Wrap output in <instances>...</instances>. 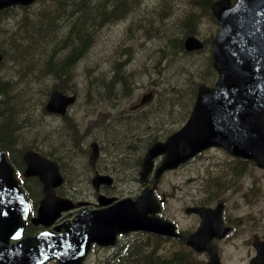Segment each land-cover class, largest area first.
Returning <instances> with one entry per match:
<instances>
[{
    "label": "rangeland",
    "instance_id": "1",
    "mask_svg": "<svg viewBox=\"0 0 264 264\" xmlns=\"http://www.w3.org/2000/svg\"><path fill=\"white\" fill-rule=\"evenodd\" d=\"M49 1L50 0H45L46 4L41 7V10L46 8ZM135 1L136 6L129 14L128 19H123L119 22L102 26L98 30L96 37L89 31H87L86 34L82 33L83 37L81 39H85V41H80L77 39L78 37H76V33L70 32L71 28L75 25L74 22L76 18L81 17L86 27L91 23H97L99 18L92 13V4L87 2L82 3V7H86L83 13H80V11H78L79 9H74L71 10L67 16H57L56 19L63 17L62 21L66 22V28L64 29L60 26H56L55 29L60 27V32L57 31L53 34L55 39L50 41V43H47L44 46L35 45L33 46V50H28L25 54L22 49L15 45L16 41L11 39L12 43H9L7 48L14 49L8 54L7 60L1 64L2 66L0 65V78L2 80L10 79L12 82L15 81V91L20 92L18 109L23 110V113H19L18 117H15L16 125L19 127L17 135L20 136L21 140L39 139L41 141L40 143L45 145L40 146L44 151H47V147L53 146L55 142V145L58 148L57 151L54 152V155L60 159L66 173L71 176L70 185H73V191L78 193L87 189V184L81 182L85 176V165H82V160L79 159L82 152L78 151L75 155L70 149L76 145V148L79 149L78 145L81 144V140L77 137L74 140L70 139L71 142L70 144L68 143L69 145L60 146L58 143L60 131L57 127L63 125L61 119L58 117L48 118L47 116L43 119L42 117L41 105L42 101H45L44 91L50 87L51 83L54 81L53 79H49L45 71L44 73L40 71V68L44 66V63H46L47 60H49V63L59 64L63 61L64 55L69 52L72 47H86L85 54L77 62L72 64L69 70L71 75L69 83L71 85L75 80L80 83L77 88L82 100H79L78 103L73 106L72 110L68 111V114L74 117H79L80 119L89 117L86 116V114H88L86 110V100H83L85 98V87L82 84L86 74L87 78L93 85L98 88L106 89L101 95L90 91L88 97L96 98L93 100L92 105L98 107V112L101 110L107 111L108 115H111L110 117H112L117 113L113 114V110L110 108L111 106H115L116 111H118L117 108H123L126 112L131 105L138 101L141 95L147 93L150 89L156 91L157 97V91H161L160 85L166 86L167 89L162 96L163 98H178L181 106L186 105L189 101L188 96L190 92V83L186 78L187 74L194 69L201 71L204 66L207 67V50L200 53L184 55L180 52L179 46L173 44L174 41L181 37V34L184 31L183 22L189 15L185 16L184 21L181 19V16L189 11H198V6L193 5L191 0ZM41 5L42 4L39 3L32 5L30 8H16L13 11L0 15V47H4L6 40L15 35L12 32L17 31V37H21V35L24 34L25 28L23 26H20L21 28L19 27L18 29L21 17L22 19H24L26 15L32 17L36 8ZM154 5H157V13H154L153 11L155 7ZM127 6H134V2H129ZM166 18H170L169 22L171 21L167 28L163 23ZM203 20L206 21V17H203ZM141 26L149 27V29L144 32H139ZM196 27L200 29L199 33L203 38H208L211 34L209 31V25L206 23L203 24L198 22ZM1 30L5 32H1ZM52 50L57 51L56 59L49 57L48 55ZM22 55L24 56L18 61L12 60V58H19ZM117 58H119L118 60H127L128 66L126 69L128 72H135L134 75H131L128 78L126 72L119 65L110 66L113 60ZM38 59H40L41 62H33V60ZM115 68L117 73H119L118 77L120 76L123 81H118L116 79L117 76L113 73ZM163 68H166L163 71V77L165 80H161L157 85L153 84L151 81V73L159 74V71ZM139 71H141V73L138 74L137 72ZM76 74H78V77ZM130 81L132 90L130 94L126 95L119 102V104L117 103V100L111 99V93L107 96L108 90H114V88L118 86L117 93L114 95L120 96L121 99L123 90L128 89L126 84H129ZM121 84H124L123 87L119 86ZM67 89L70 91L69 94H73L72 85ZM162 97L159 98V100H156L155 107L151 108L150 112L148 110L145 111V123L133 128L134 131H137L140 134L139 136H146L151 132L164 134L165 132L163 130L167 129L169 131L181 122L182 117L178 113H169L166 111L165 105L158 103L166 101L163 100ZM27 114H31V118L34 120L33 122L39 124V129L45 136L43 140L35 133V135L32 134L33 129L30 130L26 126L27 123L23 124L21 121V117ZM143 117L144 113L143 111H140L133 113L130 119L141 121ZM91 118H95V112L92 114ZM109 123L113 125V128L107 127L105 129V123L103 125L104 128L96 132L101 135V141L107 148L110 147V142L114 139L112 129L117 126L115 116L112 121L108 122V124ZM147 123L150 124L151 129H145ZM49 125H53V129L49 128ZM33 126H35L34 123ZM98 127L99 125L96 123L95 129ZM54 129L55 132L51 135L50 130ZM133 130L129 129L125 132V129L121 128L117 138L121 139L123 135L121 133L131 136ZM86 131L87 133L90 132L89 135H92L91 128L87 127ZM80 133H82V131ZM132 139H134V137ZM110 149L112 152L114 151V147H110ZM227 162H230V158L227 154L210 151L203 154L192 163L190 162L189 165L183 169L164 176L161 184L162 188L175 183L179 184L181 182L186 185L175 189V197L167 202L162 216L175 221L181 230L194 229L197 223L196 218L185 215L183 209L186 205H193L194 201L197 200V197L201 195L204 187L207 186L211 177L220 175L221 180L224 182L227 181L229 178L228 172L232 166L231 163ZM208 165L214 166L212 171L205 175L206 178L197 179L196 181L194 180L192 183L185 182L188 178H197L203 174ZM253 170L257 171L254 166ZM253 170L249 165L243 167L241 170V177L236 178L233 184H227L225 189L219 193V198L228 204L233 197L241 193V187L247 186L253 181L257 174V172H252ZM128 172L129 170L127 171L125 166L120 168V176L122 180L129 181L130 177L133 176L134 172L131 176H129ZM259 179L261 178L259 177ZM261 182L264 183V179ZM134 184L135 178L131 185L121 184L117 181L115 188L129 189ZM251 192H254V190ZM261 208L264 212V196ZM237 210L238 207L230 208V206L227 205V212ZM231 218L236 227L247 222L257 229L264 238V227H261L264 224V218L258 210H253L246 215L241 214L238 216H231ZM244 232L245 229H242L238 231V236L236 238L232 239V237H230L218 244L222 257L226 262L225 264H228V260L232 255L233 247H236V250L238 251H244L243 243L241 241L243 240ZM261 240L264 241V239ZM238 241H241V243L238 244ZM166 242L168 243H166L165 246L170 249L178 247L176 243L173 244L171 241ZM245 250H247V248ZM100 256V251H94L89 255L86 264H94L95 262L101 261L102 258ZM196 259H201V256H197ZM50 264L54 263L51 262Z\"/></svg>",
    "mask_w": 264,
    "mask_h": 264
},
{
    "label": "water",
    "instance_id": "2",
    "mask_svg": "<svg viewBox=\"0 0 264 264\" xmlns=\"http://www.w3.org/2000/svg\"><path fill=\"white\" fill-rule=\"evenodd\" d=\"M32 1L0 0V8ZM211 8L220 23L212 41L213 66L220 77L215 89L199 88L188 123L164 144L156 143L149 149L145 158L148 163L155 155L165 154V163L160 170L175 166L211 145L224 146L232 154L251 158L264 168V0H238L234 7H229V0H218L212 3ZM185 47L198 49L201 43L194 37H188ZM72 101V97L53 92L47 109L62 112V104ZM24 157L29 164L31 160L39 159L31 152ZM28 173H37L45 180L47 195L41 202L35 221L51 216L53 219L47 223L50 224L61 210L69 207L60 199L53 208L45 207L46 200L53 198L52 187L58 184L59 178L52 174L51 180L45 179L40 170L29 169ZM14 175L0 151V200H9L10 203V206L0 203V242H4L0 245V264H40L38 260L53 256L62 264H80L91 242L111 245L115 243L117 233L134 229L153 230L154 221L158 222L155 229L160 232L176 234L173 224L153 216L148 218L141 202L124 201L107 212L108 218L98 213L81 214L72 224L65 225V232L54 239L43 233L38 238H24L8 245V240L16 236L24 224L16 205L25 197ZM145 195L144 191L141 198ZM191 210L202 213L205 209H187ZM219 234L221 236L223 232ZM188 244L198 250L207 246L201 227L192 234Z\"/></svg>",
    "mask_w": 264,
    "mask_h": 264
},
{
    "label": "trees",
    "instance_id": "3",
    "mask_svg": "<svg viewBox=\"0 0 264 264\" xmlns=\"http://www.w3.org/2000/svg\"><path fill=\"white\" fill-rule=\"evenodd\" d=\"M80 1H84V0H56V7L54 5L48 4L49 7L46 10L43 11L36 10V12L33 14L32 17H27L23 21V27L25 28L24 29L25 33L21 37H10L9 39L6 40L5 46L3 47L5 49V55L8 56V54H10V52L14 49V48H7V45L9 43H12L11 39H14L16 41L15 45L18 46L20 49H22L25 54L27 53L28 50H33V46L35 45L39 44L40 46H44L46 43H50V41L55 39L54 35L52 34L50 36H45L43 34L48 33V30L52 32L53 25H55L57 21L61 23L62 22L65 23V21H62L63 17L56 19L57 16L59 15L67 16L69 12L74 9H79L78 11H80V13H83L86 7L85 6L82 7L83 4L82 3L80 4L79 3ZM103 1L104 0H91L89 2L93 6L91 7L92 13H94L99 18L97 23L95 24L91 23L88 27H86L81 17L76 18L74 22L75 25L74 27L71 28L70 32L76 33V37H78L77 39H79L80 41H85V39L83 40L81 39L83 37L82 33L86 34L88 29L90 30V32H94L95 29L104 19L115 16L117 13L120 14L126 11L127 8L129 7L127 6V4L129 2L133 3L135 0H109V1H114V4H110L107 6L103 5ZM210 1L211 0H191L192 4L198 6L199 9L196 12L189 11L186 14L189 16L185 19V21L184 19H182L184 21L183 22L184 33H186L187 31L192 32L195 28V24L197 23L200 17H207V18L209 17L213 21L209 13ZM118 2H120L121 4ZM106 8L112 9V11L107 12L105 11ZM173 44L175 45L178 44L179 46L178 40L174 41ZM85 52H86V47L85 48L82 46H78L76 48L72 47L70 51L64 55L63 57L64 59L61 63L52 64L48 62L49 60H47L46 63L48 65L44 63V66L40 68V71L43 73L45 71V73H47L52 78H54V80L58 82H63L64 83L63 85L67 89L69 86H71L69 83V80L71 79L69 70L72 64L77 62L85 54ZM48 55L49 57L56 59L57 51L52 50L51 52L48 53ZM23 56L24 55H22L19 58H12V60L18 61ZM116 76H117L116 79L118 78V80L123 81L121 77H118V73L116 74ZM51 88H54V86H52ZM8 91L5 89V85L0 83V98L2 99L0 101V107L4 110L0 112V144L1 145L3 144L10 145L13 139H15L16 137L18 138L17 130L19 129V127L16 125L15 117H18L19 113H23V110L18 109V103H19L18 99H20V96L17 94H11V92ZM27 117H28L27 115H23L21 117V121L23 122V124L26 123L28 124ZM42 136H40V138ZM27 141H22V142L24 143ZM141 247L142 245L140 246V248ZM139 254L142 255L140 251ZM156 260L157 261L153 264H192L190 259H187L186 257H183L176 253L172 255L171 258L168 260L160 259V258H156ZM139 264H148V262L144 261L142 257Z\"/></svg>",
    "mask_w": 264,
    "mask_h": 264
},
{
    "label": "flooded vegetation",
    "instance_id": "4",
    "mask_svg": "<svg viewBox=\"0 0 264 264\" xmlns=\"http://www.w3.org/2000/svg\"><path fill=\"white\" fill-rule=\"evenodd\" d=\"M243 167H245V166H242V168ZM258 189L260 190L261 187H259ZM39 190L41 192L40 185H39ZM98 192L99 193L108 194V192L106 190H104L103 188H100ZM97 194H98L97 192L92 191V194L91 195H93L94 199H93V201H89L90 202V206L89 207H91V208L95 207L94 203H95V199H96ZM29 199L32 200V198L30 196H29ZM253 210H257V208L251 209V211H253ZM231 216L232 215H230L228 217H225L226 225H228L230 228H232V232H233V238L232 239H234V238H236L238 236V230L240 231L242 229H245L244 237H243V240H241V241H242L243 247L245 249V239H246L247 254H246L245 258L242 261H241V257L238 258L237 255L230 256L229 261H228V264H248L249 261H250V259H251V257L256 252L255 249H253V245H252L253 234L258 233V235H260L259 237L261 239H264V238L261 236V233L257 231V229H255L252 225L248 224L247 222L245 224L239 225V227H236L233 224V220H232ZM263 218H264V216H263ZM261 227H264V224ZM35 229H36V227L31 226V227L28 228V230L25 229V231H23V235H29V234L32 235L35 232H31V231H34ZM241 241H238L239 244L241 243ZM234 250H236V247H234ZM237 253H239L238 250H237ZM239 261H240V263H239ZM254 264H262V263L260 261H256Z\"/></svg>",
    "mask_w": 264,
    "mask_h": 264
},
{
    "label": "bare ground",
    "instance_id": "5",
    "mask_svg": "<svg viewBox=\"0 0 264 264\" xmlns=\"http://www.w3.org/2000/svg\"><path fill=\"white\" fill-rule=\"evenodd\" d=\"M47 44V43H46ZM39 45V44H38ZM33 62H35V63H38V62H41V60L40 59H38V60H33ZM38 66V65H37ZM106 70V69H105ZM104 70V71H105ZM115 71L113 72L114 74H117V70H116V68L114 69ZM113 74V75H114ZM119 74V73H118ZM120 77V76H119ZM117 80H118V78H117ZM119 81V80H118ZM72 85V84H71ZM52 90H54V88H51V91ZM66 92L69 94V90L67 89L66 90ZM70 95H72V94H70ZM45 101H43L42 102V104L43 105H48L49 104V99H48V94H46L45 95ZM2 99L0 98V101H1ZM27 120H28V124H27V126L29 127V129L31 130V129H33V133L32 134H34V133H36V135L37 136H42L43 134H42V132L36 127V126H33V122H32V120L29 118V117H27ZM35 135V134H34ZM45 136L43 135L42 137H41V139L43 140V138H44Z\"/></svg>",
    "mask_w": 264,
    "mask_h": 264
}]
</instances>
